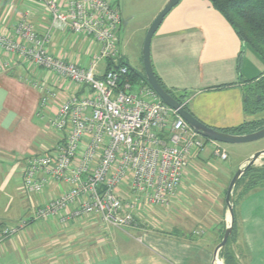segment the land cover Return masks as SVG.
<instances>
[{
  "label": "crops",
  "instance_id": "1",
  "mask_svg": "<svg viewBox=\"0 0 264 264\" xmlns=\"http://www.w3.org/2000/svg\"><path fill=\"white\" fill-rule=\"evenodd\" d=\"M115 1L127 28L148 5L157 6L153 21L168 0ZM21 21L29 22L39 36L51 27V17L38 0H0V35L12 37ZM47 47L54 57L84 67L99 49L94 41L69 31H56ZM120 53L129 67L144 71L121 47ZM151 61L166 88L185 95L190 113L205 125L229 130L246 121L264 122V112L245 113V92L264 74V60L208 0H180L152 39ZM98 70L107 71V61H101ZM41 85L56 94L46 115L39 114ZM87 92L84 86L0 49V264H218L216 248L228 225L225 184L264 148L251 151L236 167L222 163L230 159L227 147L208 142L190 161L167 205L144 201L138 205L135 218L140 226L116 228L97 215L71 218L76 206L53 218L36 219L38 209L68 186L51 182L41 193H27L26 159L56 146L59 138L48 127V119L66 97ZM217 148L227 153L226 160L216 155ZM201 168L208 172L197 174ZM243 193L238 191L234 208L236 233L231 247L238 264H264V188ZM120 195L125 203L135 198L128 185L120 188ZM23 222L25 227L16 235H2L5 228ZM217 258L222 261L220 253Z\"/></svg>",
  "mask_w": 264,
  "mask_h": 264
},
{
  "label": "built area",
  "instance_id": "2",
  "mask_svg": "<svg viewBox=\"0 0 264 264\" xmlns=\"http://www.w3.org/2000/svg\"><path fill=\"white\" fill-rule=\"evenodd\" d=\"M38 2L51 17L49 31L39 36L29 22L21 21L12 37L0 35V49L88 92L66 97L48 119V127L59 138L56 146L26 159L23 188L27 193H41L51 182L68 186L39 208L35 217L53 218L76 206L71 218L97 215L116 228L134 225L135 210L142 201L169 203L206 140L151 87L143 81L133 84L127 67L99 72L101 61L118 65L121 60L119 31L124 19L115 0ZM56 31L83 35L99 45L87 67L49 53L47 46ZM40 90L39 114L46 115L56 94L42 85ZM216 155L228 158L220 148ZM124 185L135 197L132 203H125L120 195ZM25 225L5 228L2 235L14 236Z\"/></svg>",
  "mask_w": 264,
  "mask_h": 264
},
{
  "label": "trees",
  "instance_id": "3",
  "mask_svg": "<svg viewBox=\"0 0 264 264\" xmlns=\"http://www.w3.org/2000/svg\"><path fill=\"white\" fill-rule=\"evenodd\" d=\"M213 8L219 12L223 18L236 31L241 41L247 44L251 49L264 60V0H208ZM125 66L128 68V78L133 84H138L143 81L150 87L145 72H137L129 67L127 62L121 59L116 65L111 60H107V71L117 70L119 67ZM157 76V75H156ZM161 86L169 92L185 109H188L185 104V95H178L166 88L161 79L157 76ZM124 81V79H123ZM253 86L245 92V113L247 116H255L264 112V74L251 83ZM190 112V111H189ZM264 126V122L246 121L237 128L229 130H219L229 134H245L258 130ZM206 140V144L210 141ZM264 188V164L261 166L250 167L242 176L234 189V208L238 202V191L243 190L246 194L252 190ZM226 227L222 231V238ZM236 233V224L234 222L232 237L227 245L221 250L220 258L224 264H238L236 254L234 253L231 244Z\"/></svg>",
  "mask_w": 264,
  "mask_h": 264
},
{
  "label": "water",
  "instance_id": "4",
  "mask_svg": "<svg viewBox=\"0 0 264 264\" xmlns=\"http://www.w3.org/2000/svg\"><path fill=\"white\" fill-rule=\"evenodd\" d=\"M180 0H168L164 8L157 15L155 20L150 25L144 45H143V62H144V72L146 79L150 87L155 91L159 98L169 107L176 110L178 114L190 125V127L198 135L207 139L211 142L221 143V144H230V145H239V144H248L264 139V126L258 130L252 131L245 134H229L217 129L211 128L201 121H199L193 114H191L185 107L178 102L169 92H167L159 83L155 71L152 66L151 61V42L158 31L159 27L163 23L166 16L179 4ZM123 25H127V21L123 20ZM264 157V150L259 151L253 154L234 174L231 179L227 192L225 204L228 207L229 211V223L226 226L225 233L223 235L221 243L216 248V262L218 264H223L217 258L218 253L227 245L229 239L232 237L233 226L235 222L234 215V189L242 178L244 173L252 166L256 165L257 161Z\"/></svg>",
  "mask_w": 264,
  "mask_h": 264
},
{
  "label": "rangeland",
  "instance_id": "5",
  "mask_svg": "<svg viewBox=\"0 0 264 264\" xmlns=\"http://www.w3.org/2000/svg\"><path fill=\"white\" fill-rule=\"evenodd\" d=\"M145 10L146 11L143 13V15L136 18V20L134 22H132L129 27L126 28L124 25H122L120 28V31H119V38H120V45L119 46L121 47V49L124 51L125 54L130 56V58H131V60H133L132 62H134V64H137L138 62L140 63L141 69L144 66L143 45H144L145 37H146L147 31H148L150 25L155 20L154 19L153 21H151V18L153 17V14L157 11V6L155 7V6L148 5L147 8H145ZM148 25H149V27H148L147 31H145V28ZM101 66H103V65H101ZM222 145L227 147L228 153L230 155V159L226 162H222V161H220L219 158H215L216 161L222 162L223 164H226V165L233 164L234 166L237 167L238 164L242 160H244L251 151H253L254 149H258V148H261L260 150H262V148H264V139H261L259 141H256V142H253L250 144H239V145L222 144ZM263 164H264V157L261 158L259 161H257L256 166H261ZM205 170H207V169L201 168V170H198L197 174H199V175H203L204 173L206 174L208 172V170L207 171H205ZM236 171H235V173H236ZM195 182H196V178H194V181L191 183V185H194V186L197 185V184H195ZM187 184H190V183L188 182ZM228 186H229V182L227 184H225V194H226V191L228 189ZM98 189L101 190L102 186L99 185ZM225 194H224V201L226 199ZM226 209H227V221L229 223V219H228L229 211H228L227 206H226ZM134 222H135L134 225L140 226V224H141V222L138 220V218H135ZM130 226H132V225H129L128 227H130ZM219 261L222 262L220 259H219Z\"/></svg>",
  "mask_w": 264,
  "mask_h": 264
}]
</instances>
